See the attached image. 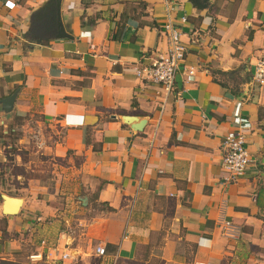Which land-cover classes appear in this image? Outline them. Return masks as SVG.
<instances>
[{"label": "crops", "instance_id": "obj_1", "mask_svg": "<svg viewBox=\"0 0 264 264\" xmlns=\"http://www.w3.org/2000/svg\"><path fill=\"white\" fill-rule=\"evenodd\" d=\"M48 1L0 0V99L17 90L0 107V264H264V0H60L70 39ZM165 23L194 71L169 90L134 75ZM239 131L250 160L229 177L220 141ZM55 242L70 260L44 254Z\"/></svg>", "mask_w": 264, "mask_h": 264}, {"label": "built area", "instance_id": "obj_2", "mask_svg": "<svg viewBox=\"0 0 264 264\" xmlns=\"http://www.w3.org/2000/svg\"><path fill=\"white\" fill-rule=\"evenodd\" d=\"M162 32L167 43L166 49L158 52L149 66L134 69V75L136 78L142 79L150 84L161 85L166 90H169L172 86L174 75L178 70L181 69L188 76H191L194 71L193 68H186L184 66V55L187 46L181 41L180 32L176 27L171 23H165L162 26ZM250 81L256 86H264V57L257 58L253 63ZM245 136L242 131L229 132L220 141V150L222 152L220 166L228 173L229 177L240 176L244 173L245 166L250 160L246 149ZM222 234L228 237H233L235 234L233 227L228 221L224 222ZM40 243H43V240ZM65 248V243L59 245L58 242H55L52 245L46 246L44 254L48 257L50 256V258L58 257L62 261L70 260L71 255L68 254ZM93 252L98 256H103L104 247L97 244L94 246ZM29 257L30 260L42 259L44 255L41 250H38L32 252Z\"/></svg>", "mask_w": 264, "mask_h": 264}, {"label": "water", "instance_id": "obj_3", "mask_svg": "<svg viewBox=\"0 0 264 264\" xmlns=\"http://www.w3.org/2000/svg\"><path fill=\"white\" fill-rule=\"evenodd\" d=\"M48 2L54 8L53 10H54V16H55V26H54L53 38L54 39L72 38L70 35L64 32L63 26L60 22V18H59L60 0H49ZM16 93H17V90L15 92H12L10 95H7L0 99V107L2 111L6 114V117L9 116ZM130 119H131V116L124 117L125 121H129ZM139 126H140V123L137 126L138 129L140 128ZM1 197L3 201L2 211L7 212L8 214L15 213L18 209L20 199L18 197L8 196L5 193H3Z\"/></svg>", "mask_w": 264, "mask_h": 264}, {"label": "trees", "instance_id": "obj_4", "mask_svg": "<svg viewBox=\"0 0 264 264\" xmlns=\"http://www.w3.org/2000/svg\"><path fill=\"white\" fill-rule=\"evenodd\" d=\"M191 5L199 10L207 8L209 6V0H188ZM54 8L52 7V5L50 4V6L48 7V9L46 10V17L49 18L50 23L49 27L54 29V25H55V16H54ZM51 25V26H50Z\"/></svg>", "mask_w": 264, "mask_h": 264}]
</instances>
